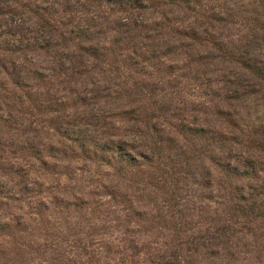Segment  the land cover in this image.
I'll return each mask as SVG.
<instances>
[{"label": "rangeland", "instance_id": "374dc122", "mask_svg": "<svg viewBox=\"0 0 264 264\" xmlns=\"http://www.w3.org/2000/svg\"><path fill=\"white\" fill-rule=\"evenodd\" d=\"M38 2L0 0V264H264V0L145 2L129 41ZM52 23L117 54L70 67Z\"/></svg>", "mask_w": 264, "mask_h": 264}, {"label": "trees", "instance_id": "16d2710c", "mask_svg": "<svg viewBox=\"0 0 264 264\" xmlns=\"http://www.w3.org/2000/svg\"><path fill=\"white\" fill-rule=\"evenodd\" d=\"M62 1V3H61ZM78 3V6L80 7H86L83 1L81 0H75L74 3H71L70 0H40V2L36 3L35 5H30V12H32L35 15H38V19L41 20L42 26H47L48 22L51 19V15L53 13L58 12L57 8L55 7H61V10H69L70 8H75V3ZM156 0H85V2L96 3L98 7L102 8L103 6H113L112 10H121L123 11L124 15L123 17H119V28L118 31L122 34L123 37H125L128 41L129 39H132L136 34H135V29L143 28L145 26V18H139L136 15L140 13L139 11L143 10L145 7L144 3L147 2L148 4L154 3ZM167 2L176 4V2H184L186 5L189 7L190 3H196V0H166ZM45 3L50 4V6L46 5ZM196 5V4H194ZM111 8V7H108ZM1 10V8H0ZM5 12V11H4ZM3 12V13H4ZM6 13V12H5ZM143 13V12H142ZM50 18V19H48ZM70 24H73L70 22ZM69 23H63L62 25L67 26V30L65 29V32H63L61 29H58L59 27L55 25V23H52L49 27L50 31H53L51 29H56L58 32H60V39H62V44L66 45V37L65 33L69 32L68 35V40L71 41V43L77 47V51H72L73 53L68 52L67 49V54L70 56L67 60L66 65L68 66H73L75 65L76 62L80 63V59L83 58H92L95 60L100 61L101 63H106L108 61V57L111 53L117 54L116 50H111L107 46L103 44H97V43H92V38L90 37L92 34V31L89 29L87 30V27H84V29L75 31L71 30L68 26L70 25ZM89 25V24H86ZM92 26V25H90ZM89 26V27H90ZM76 36V38L74 37ZM137 36V35H136ZM191 38L195 39V33L191 35ZM78 41H77V40ZM66 48V46H64ZM135 54H138L139 58L141 55H143V60L144 62H147L148 58L146 57L145 53L137 52L134 50ZM74 61H71L73 60ZM152 59V58H151ZM71 61V62H70ZM124 63L127 65H130V67L136 68L137 66L141 65V62L137 60V58L128 56L127 58L125 57ZM67 69L66 67H64ZM113 152V146L109 144H101L99 147L92 151L89 152L92 156L97 157V159H100L101 161H106L110 162L114 159V154L110 153ZM108 152V156H107ZM117 157H119L117 155ZM21 228V227H20Z\"/></svg>", "mask_w": 264, "mask_h": 264}]
</instances>
